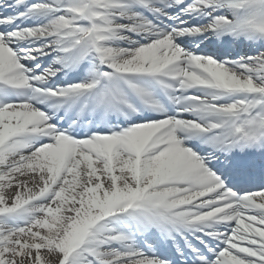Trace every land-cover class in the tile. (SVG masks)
<instances>
[{"label":"snow or ice","instance_id":"obj_1","mask_svg":"<svg viewBox=\"0 0 264 264\" xmlns=\"http://www.w3.org/2000/svg\"><path fill=\"white\" fill-rule=\"evenodd\" d=\"M0 264H264V0H0Z\"/></svg>","mask_w":264,"mask_h":264}]
</instances>
